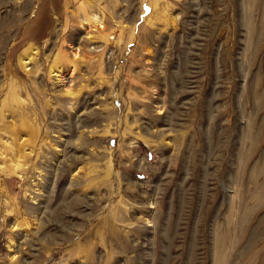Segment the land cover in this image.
Instances as JSON below:
<instances>
[{"label":"rangeland","instance_id":"rangeland-1","mask_svg":"<svg viewBox=\"0 0 264 264\" xmlns=\"http://www.w3.org/2000/svg\"><path fill=\"white\" fill-rule=\"evenodd\" d=\"M0 5V264H264V0Z\"/></svg>","mask_w":264,"mask_h":264},{"label":"bare ground","instance_id":"bare-ground-1","mask_svg":"<svg viewBox=\"0 0 264 264\" xmlns=\"http://www.w3.org/2000/svg\"><path fill=\"white\" fill-rule=\"evenodd\" d=\"M18 21H19V19L13 20L11 22H13V23L16 22L17 23ZM86 24L90 26L89 27L90 29H89V31L87 33L88 34L87 38H89V39L93 38V35L91 34V32H93V31H100V30L103 31V29L105 27L104 24H103V22L97 16H95V17H88ZM9 29L10 28H6V33H8V31H10ZM10 38H11V36H10ZM9 39H8V34L5 35V33L2 34V32H1L0 41H1V43H2L3 46H5L7 44V41H9ZM3 49L4 48H2L1 50H3ZM37 53H38L37 49L35 47H33L32 45H29L24 50V53L21 54L20 63L22 64L21 66L23 67V69L25 71L29 72L31 70L30 68H28V65L31 62V60H33V58L35 57V55H37ZM64 60H65L64 55H62L59 52V54L54 59V62L52 64L51 68H50V74H54L55 76H58V78H60V76L62 77L61 68L60 67H61L62 61H64ZM65 94L66 95H69V96L70 95H73V91L66 90L65 91ZM22 104L23 103L21 101V97L19 95V91L17 89H15V87L13 85H11L9 87L8 93H7V95H6L5 99H4V102H3V106H2L3 107V110H2V115L1 116L4 118L5 114L9 110L8 109L9 106H11L12 109H13L14 106H19V105H22ZM12 109H10V110H12ZM15 110L17 111V109H15ZM18 110L19 111H22L18 115L19 118H20V120L18 121L19 123L15 121L16 120V116L14 114H11V116H12L11 128H12V132L14 134V140H15L13 142V147H14V151H15V158L11 160V163L8 166V169L10 170V173L15 174L18 178L21 179V178H23V176L21 175V172H22L21 171V168L23 166L22 160L24 159V157H26L27 155H31L32 152H33V148L32 147L35 146V144L37 142V139L39 138V129H38V126L39 125L37 123L38 120L36 119V116L35 115L31 114L30 116H28V115L24 114V112H23L24 109L23 110L22 109H18ZM11 112H13V111H11ZM6 117H5V119H6ZM26 146H28L29 149L26 148Z\"/></svg>","mask_w":264,"mask_h":264}]
</instances>
